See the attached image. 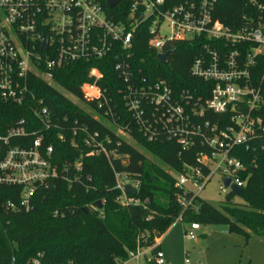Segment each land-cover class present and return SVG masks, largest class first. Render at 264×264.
Here are the masks:
<instances>
[{"label": "built area", "instance_id": "1", "mask_svg": "<svg viewBox=\"0 0 264 264\" xmlns=\"http://www.w3.org/2000/svg\"><path fill=\"white\" fill-rule=\"evenodd\" d=\"M120 1L109 8L105 0H0V102L17 105L23 113L0 133V185L19 188L16 200L5 202L6 209L30 210L33 194L49 188L58 177L69 183L79 180L81 162L59 167L48 134L64 141L66 132L70 133L74 148L78 147L76 139L81 138L86 156L103 155L109 162L117 156L116 149H107L110 138L99 131L90 132L85 125L68 126L66 115L60 122L46 98L39 95V83L59 90L86 116L100 122L110 118L114 123L119 119L118 109L102 86L103 73L98 66H88L75 95L60 88L55 74L70 63L112 57L118 76L129 82L131 66L126 59L140 25L157 55L171 51L168 47L175 41L197 40L203 46L190 67L193 77L208 84L203 104L188 96L175 97L163 80L140 87L129 83L123 96L125 107L148 141L165 137L183 150L194 145L209 149L197 153L196 167L185 166L182 173H171L183 191L179 199L182 207L191 202L184 198L187 192L197 195L189 185L201 190V184L215 172L243 189L245 182L240 175L246 165L233 154L234 149L264 151V0H248L255 13L244 14L234 30L214 18L218 0H123L126 15L115 20L110 11ZM165 27L168 33L161 36ZM206 112L226 116L229 123L219 128L215 121L202 120ZM116 135L136 144L122 128L117 127ZM70 170L72 179L67 176ZM114 178L118 201L123 205L138 203L124 190L129 184L137 192L138 179L117 171ZM222 189L232 193L230 185L223 182ZM199 228L197 223L189 224L183 230L184 239L194 240ZM163 235L148 240L140 233L134 249L116 264H172L161 251ZM33 264H39L38 260ZM183 264H191L187 252Z\"/></svg>", "mask_w": 264, "mask_h": 264}, {"label": "trees", "instance_id": "2", "mask_svg": "<svg viewBox=\"0 0 264 264\" xmlns=\"http://www.w3.org/2000/svg\"><path fill=\"white\" fill-rule=\"evenodd\" d=\"M247 1L218 0L213 16L234 30L242 23L244 14L255 13ZM125 9L121 0L110 13L115 15V20L124 19ZM147 39L148 33L140 25L132 41L131 55L126 59L131 66L129 82L118 76L112 57L90 63H70L55 74L60 88L75 95L76 85L84 79L88 66H98L103 73L102 86L118 109L119 119L114 123L110 118L100 122L86 116L59 90L42 81L39 83V95L46 98V104L58 115L60 122L66 115L68 126L85 125L90 132L99 131L111 140L106 144L107 149L114 148L118 153L111 162L103 155L86 156L87 148L81 144V138L76 139L78 147L74 148L69 142L70 133L66 132L64 141L58 140L54 133L48 134L56 164L61 167L66 162L78 160L83 168L81 175L71 183L58 177L49 188L38 189L28 211L6 209L5 202L16 200L19 188L0 185V264H12L13 257L14 264H33L34 260L39 264H116L134 249L140 233L153 240L155 235L167 232L179 216L180 221L188 224H224L229 231L245 234L246 228L264 235V151L234 149L233 154L246 165L245 172L240 175L245 182L238 196L241 202H234V195L228 192L225 201L215 207L187 192L184 198L191 199L189 207L183 208L180 204L183 191L177 186V178L165 167L182 173L185 166H197L198 152H209V149L194 145L183 150L176 141L165 137L148 141L125 107L123 96L129 83L140 87L163 80L175 97L184 95L203 104L208 97V84L190 73L191 64L203 52V46L197 40L175 41L168 47L171 53L163 66ZM22 116L19 106L0 102V133ZM201 119L215 121L219 128L229 123L228 117L208 112ZM117 127L126 130L140 147L116 135ZM117 141L120 142L118 146ZM148 153L151 158L146 156ZM114 171L138 179L139 188L132 195L138 203L123 205L118 201L120 193L114 189ZM202 171L208 173L206 167ZM67 176L72 179L73 171ZM97 200L103 203L101 209L93 207Z\"/></svg>", "mask_w": 264, "mask_h": 264}, {"label": "rangeland", "instance_id": "3", "mask_svg": "<svg viewBox=\"0 0 264 264\" xmlns=\"http://www.w3.org/2000/svg\"><path fill=\"white\" fill-rule=\"evenodd\" d=\"M160 32L161 36L167 34V27L161 28ZM134 145L140 147L139 144ZM146 156L151 158L150 153ZM165 169L169 173L174 172ZM189 186L200 199L215 207L222 204L228 195V190L222 189V175L219 172L211 174L209 181L201 184V190ZM233 201L241 202V199L234 196ZM188 226V223L176 220L163 235L160 247L170 263L183 264L187 252L191 264H264V235L246 228V233L241 234L229 230L219 232L209 225H199L200 228L195 231L196 238L187 240L183 237V230Z\"/></svg>", "mask_w": 264, "mask_h": 264}, {"label": "water", "instance_id": "4", "mask_svg": "<svg viewBox=\"0 0 264 264\" xmlns=\"http://www.w3.org/2000/svg\"><path fill=\"white\" fill-rule=\"evenodd\" d=\"M118 0H105V4L107 5V7L112 8L113 6H115L117 4ZM43 49H45V45L43 44ZM171 53V51H167V52H163L161 54L157 55V60L163 64H166L167 59L169 54ZM222 182L224 184V186H229L230 185V189L232 190L231 192L233 193L234 196H240L241 192L243 191L242 188H240L239 186L235 185V184H230V179L229 178H223ZM124 190L126 193L134 195L136 193V189L135 187H132L129 184H126V186L124 187ZM102 204L101 200H97L93 203V207L97 208V209H101L102 208ZM235 223H237V221H234ZM211 229L215 230V231H219V232H226L228 231V225H211ZM12 264H14V257H13V261Z\"/></svg>", "mask_w": 264, "mask_h": 264}, {"label": "crops", "instance_id": "5", "mask_svg": "<svg viewBox=\"0 0 264 264\" xmlns=\"http://www.w3.org/2000/svg\"><path fill=\"white\" fill-rule=\"evenodd\" d=\"M166 233V232H165Z\"/></svg>", "mask_w": 264, "mask_h": 264}]
</instances>
